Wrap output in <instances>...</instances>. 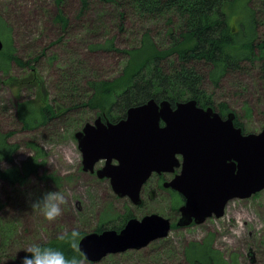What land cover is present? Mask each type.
<instances>
[{
	"label": "rangeland",
	"instance_id": "obj_1",
	"mask_svg": "<svg viewBox=\"0 0 264 264\" xmlns=\"http://www.w3.org/2000/svg\"><path fill=\"white\" fill-rule=\"evenodd\" d=\"M119 4H99L91 0L92 9L88 15L79 13V0H63L58 7L54 0H0L2 21L12 30L9 42L14 44L17 56L35 61L47 86L52 103H65L60 94L57 69L64 65L78 68L90 63L94 68L83 69L90 78L116 76L126 63L125 54L111 55L94 53L92 45L105 43L115 38L122 48L139 42L149 31L158 45L167 47L168 18L141 19L134 12L128 13V24L124 33L119 32L120 12L129 10L127 1ZM254 7L264 19V0H255ZM69 20L66 32L55 23L59 11ZM175 30L181 27V20L172 16ZM235 28V21H231ZM86 55V59H80ZM27 72L13 65L5 75L0 71V130L14 132L13 141L21 145L16 162L22 165L31 155L27 143L36 140L43 144L49 162L38 177H32L23 186H10L0 181V264H20L25 249L35 243H45L65 230L80 233L95 232L101 220L110 216L105 228L121 223L122 216L132 214L142 219L151 213L161 215L177 223L179 216L172 209L174 197L169 190L160 187L172 178L164 174L153 175L142 191L143 205L135 206L128 198L117 197L108 181L99 180L82 170V155L72 134L85 124L94 123L98 116L93 112L66 111L65 117L56 120L38 133L21 130L16 118L18 101L35 100L39 95L26 87L20 90L10 83L19 80ZM219 90L206 81L203 89L219 104L230 105L247 133H258L264 127V81L255 73L237 74L226 77ZM74 104H69L72 107ZM65 108L66 105H65ZM251 109V113L247 112ZM99 163L97 168H101ZM9 167L0 162V168ZM43 175L59 179L42 180ZM49 191H60L67 203L62 206V216L49 223L43 216L32 210V203ZM172 191V190H171ZM144 192V193H143ZM151 194V196H150ZM214 236V246L232 264H264V191L249 199H236L228 203L222 218L212 217L202 225L175 229L168 237L151 243L141 250H131L110 255L95 264H182L183 251L191 241H201ZM83 264H94L85 262Z\"/></svg>",
	"mask_w": 264,
	"mask_h": 264
},
{
	"label": "trees",
	"instance_id": "obj_2",
	"mask_svg": "<svg viewBox=\"0 0 264 264\" xmlns=\"http://www.w3.org/2000/svg\"><path fill=\"white\" fill-rule=\"evenodd\" d=\"M62 1L54 0L58 7H62ZM79 1L80 15H88L92 9L91 0ZM96 1L99 4L122 6L118 0ZM125 1L129 10L120 12L118 24L120 33L125 32L130 12H134L141 19L168 18L167 37L170 43L167 47L159 46L147 31L137 44L130 47L122 48L120 43H116L115 38L92 45L89 50L94 53L125 54L127 58L125 65L116 76L95 78H90L83 72V69L86 70L88 67L94 68L90 63L82 64L78 68L72 65L58 68L60 82L58 89L65 99V103L60 100V104L52 103L49 99V87L35 66L36 60L29 61L17 56L14 44L9 42L12 30L0 16V37L4 43V49L0 52V71L7 75L13 65L22 68L27 74L19 80L11 79L10 83L20 90L29 87L39 95L35 100L17 102L16 118L23 132L38 133L56 120L65 117L63 115L65 110L93 112L95 116L116 123L127 117L129 109L150 100L158 103L169 101L173 107L178 103L195 100L199 107L204 109L212 107L226 118L234 111L230 105L223 102L217 104L214 101L212 95L203 89L206 81L216 91L221 88L222 81L230 75L255 73L264 81V19L262 17L261 21L258 9L254 7L255 0ZM172 16L181 20V27L177 30L171 24ZM54 20L61 31L66 32L69 20L63 15L62 10L56 14ZM233 20L235 28L231 25ZM80 59H86V55ZM69 104L74 105L68 107ZM247 112L250 114L251 109ZM234 114L235 126L241 128L243 133H247L239 120V115ZM79 131L74 132L72 136ZM15 134L13 131L0 130V162L9 165L0 168V181L10 186H23L28 184L32 177L40 175L48 165L49 157L43 144L31 140L27 143V148L32 151V155L21 166L18 165L16 155L21 145L12 140ZM41 179L59 183V179L52 175H43ZM149 186L150 184H146L144 191ZM160 187H163L162 181ZM169 191L174 197L172 209H175L179 216L184 200L176 192ZM110 218L104 217L95 232L101 233L105 230L120 232L128 221L133 219V215L125 214L118 226L112 229L105 228ZM175 229H179L176 223L172 224V230ZM80 234L82 239L89 233ZM41 245L58 248L67 257L75 256L83 263L86 262L80 252L59 241L57 236ZM183 258L182 264H232L215 248L213 235L201 241L189 242L184 248ZM234 261L237 264L236 259L232 260Z\"/></svg>",
	"mask_w": 264,
	"mask_h": 264
},
{
	"label": "water",
	"instance_id": "obj_3",
	"mask_svg": "<svg viewBox=\"0 0 264 264\" xmlns=\"http://www.w3.org/2000/svg\"><path fill=\"white\" fill-rule=\"evenodd\" d=\"M3 49L0 37V52ZM235 118L234 113L223 118L195 100L175 107L150 100L129 109L116 123L98 117L75 134L82 170L109 181L117 197L135 206L142 205V190L153 175H173L163 188L185 200L177 227L202 225L212 217L222 218L231 201L264 191V128L243 133ZM171 231V220L149 214L131 219L120 232L86 234L80 253L95 264L110 255L144 249Z\"/></svg>",
	"mask_w": 264,
	"mask_h": 264
},
{
	"label": "clouds",
	"instance_id": "obj_4",
	"mask_svg": "<svg viewBox=\"0 0 264 264\" xmlns=\"http://www.w3.org/2000/svg\"><path fill=\"white\" fill-rule=\"evenodd\" d=\"M67 203L66 197L60 191H49L40 199L35 200L31 207L39 212L49 223L56 222L62 216V206ZM57 239L64 242L71 249L80 252L81 234L78 230H65L58 234ZM20 264H83L75 256L69 258L58 248L32 244L25 249V255Z\"/></svg>",
	"mask_w": 264,
	"mask_h": 264
},
{
	"label": "flooded vegetation",
	"instance_id": "obj_5",
	"mask_svg": "<svg viewBox=\"0 0 264 264\" xmlns=\"http://www.w3.org/2000/svg\"><path fill=\"white\" fill-rule=\"evenodd\" d=\"M178 172H176V174H177ZM91 175H95V174H91ZM156 175V174H155ZM162 175H157V177H161ZM109 182V181H108ZM164 184V183H163ZM145 187V186H144ZM168 190H170V189H168ZM143 191V190H142ZM177 193V192H176ZM178 194V193H177ZM150 196H151V194H150ZM181 196V195H180ZM182 197V196H181ZM183 198V197H182ZM183 200H184V198H183ZM143 203V202H142ZM184 203H185V200H184Z\"/></svg>",
	"mask_w": 264,
	"mask_h": 264
}]
</instances>
